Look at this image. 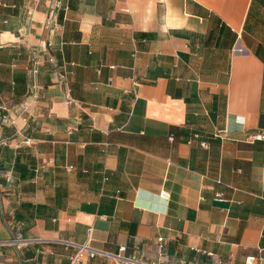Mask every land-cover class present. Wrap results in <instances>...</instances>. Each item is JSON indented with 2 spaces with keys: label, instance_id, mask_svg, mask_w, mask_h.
I'll return each instance as SVG.
<instances>
[{
  "label": "crops",
  "instance_id": "crops-1",
  "mask_svg": "<svg viewBox=\"0 0 264 264\" xmlns=\"http://www.w3.org/2000/svg\"><path fill=\"white\" fill-rule=\"evenodd\" d=\"M89 226L264 264V0H0V264H68Z\"/></svg>",
  "mask_w": 264,
  "mask_h": 264
},
{
  "label": "built area",
  "instance_id": "built-area-1",
  "mask_svg": "<svg viewBox=\"0 0 264 264\" xmlns=\"http://www.w3.org/2000/svg\"><path fill=\"white\" fill-rule=\"evenodd\" d=\"M38 1V0H35ZM57 24V19L55 16V12L50 11L46 18V25L53 27ZM36 72V69H34ZM13 121V119H11ZM259 136V135H257ZM261 136V135H260ZM6 180H11V175L6 174ZM215 199L218 201H221L223 199V193L218 192L215 195ZM93 228L91 226L87 229V239L83 243H76L71 240H59L65 247H71L73 248V252L68 257V264H81V261L84 257H93L95 255H101L104 257L112 258L115 261H117L119 264H156L153 262H145L143 260H140L134 256H128L123 253L124 249H120L117 253H110L109 251L96 249L90 245V237L92 235ZM156 249L157 254L159 257L166 256V250H167V244L163 237H157L156 239ZM196 252L199 254H209V252L196 249ZM254 257H248L246 259V264H252ZM187 264H199L197 261H192Z\"/></svg>",
  "mask_w": 264,
  "mask_h": 264
}]
</instances>
